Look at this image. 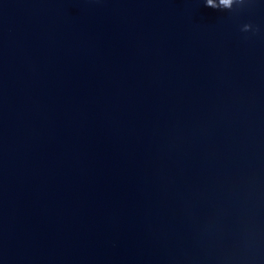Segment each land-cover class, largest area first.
<instances>
[{
	"label": "water",
	"instance_id": "water-1",
	"mask_svg": "<svg viewBox=\"0 0 264 264\" xmlns=\"http://www.w3.org/2000/svg\"><path fill=\"white\" fill-rule=\"evenodd\" d=\"M205 3L0 0V264H264V0Z\"/></svg>",
	"mask_w": 264,
	"mask_h": 264
},
{
	"label": "clouds",
	"instance_id": "clouds-1",
	"mask_svg": "<svg viewBox=\"0 0 264 264\" xmlns=\"http://www.w3.org/2000/svg\"><path fill=\"white\" fill-rule=\"evenodd\" d=\"M232 0H220V3L223 4L225 7L229 6L231 4ZM243 3V0H241ZM205 7H212L215 8L216 5L212 3V0H206ZM251 28V25H244L241 31L248 32Z\"/></svg>",
	"mask_w": 264,
	"mask_h": 264
}]
</instances>
